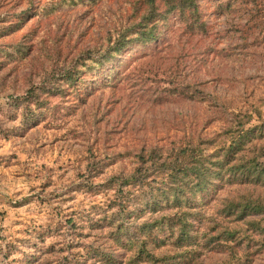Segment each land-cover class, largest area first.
<instances>
[{
	"label": "rangeland",
	"instance_id": "obj_1",
	"mask_svg": "<svg viewBox=\"0 0 264 264\" xmlns=\"http://www.w3.org/2000/svg\"><path fill=\"white\" fill-rule=\"evenodd\" d=\"M197 3L204 28L173 14L113 58L141 0H0V264H134L113 248L119 180L143 149L190 143L228 154L226 176L196 197L195 240L157 256L264 264V176L247 174L264 167V0ZM30 91L45 108L25 111Z\"/></svg>",
	"mask_w": 264,
	"mask_h": 264
},
{
	"label": "trees",
	"instance_id": "obj_2",
	"mask_svg": "<svg viewBox=\"0 0 264 264\" xmlns=\"http://www.w3.org/2000/svg\"><path fill=\"white\" fill-rule=\"evenodd\" d=\"M141 2L147 6L148 12L141 16V21L135 26L134 31L129 33V30H126L121 33L110 49L109 56L115 58L133 42L140 45L156 41L161 33V25L173 14H177L190 30L204 28L200 22V5L197 0H141ZM110 62L111 59L99 63L105 65L103 63ZM63 78L68 83L74 82L73 75ZM35 94L34 91H30L29 97L24 99L25 111L31 110V105H35L36 109L45 108L47 105ZM251 134L247 133L246 136ZM234 148L233 145L230 149ZM197 151L199 147L190 143L175 152L153 148L143 149L138 153L136 169L128 178L119 180V197L109 223L112 226L115 251L134 246L136 251L133 254V262L170 264V257L164 256L159 259L156 251L169 244L174 245L175 242L174 246L181 250L195 240L194 234L198 232L195 224L199 220L192 209L196 197L206 195L222 182L226 176L223 172L229 165L228 154L224 158L219 151L205 156L201 149L202 154L197 156L195 154ZM247 167L249 168L247 174L256 175V179L264 176V167H260L259 163L253 162ZM231 168L233 172H237L239 165ZM127 187H133L134 195L130 194V197L124 195V188ZM180 210L185 211L181 213ZM132 228L135 231L131 237L129 234ZM89 255L93 258L102 256L105 261L111 262L110 257L103 256L100 251H94L93 255ZM113 264L121 262H115L113 257Z\"/></svg>",
	"mask_w": 264,
	"mask_h": 264
}]
</instances>
